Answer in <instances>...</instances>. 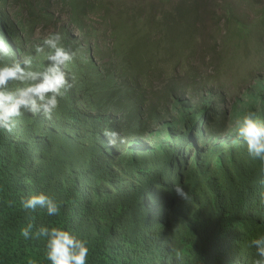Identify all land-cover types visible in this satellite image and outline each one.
Wrapping results in <instances>:
<instances>
[{"label":"trees","instance_id":"16d2710c","mask_svg":"<svg viewBox=\"0 0 264 264\" xmlns=\"http://www.w3.org/2000/svg\"><path fill=\"white\" fill-rule=\"evenodd\" d=\"M135 3L0 0V37L16 56L44 38L35 40L39 28L60 31L78 57L73 86L50 119L25 113L11 133L0 131V264H48L44 241L20 236L29 222L33 231L61 226L86 240L88 264L258 258L250 241L264 234V164L242 143H226L239 106L214 96L210 78L193 90L176 80L181 69L196 71L197 23L210 18V0H176L158 14ZM100 9L105 29L86 26ZM156 81L166 82L160 92ZM251 99L264 119V97ZM105 129L120 139L111 143ZM39 192L61 204L57 216L22 209L21 198Z\"/></svg>","mask_w":264,"mask_h":264},{"label":"clouds","instance_id":"9594fccd","mask_svg":"<svg viewBox=\"0 0 264 264\" xmlns=\"http://www.w3.org/2000/svg\"><path fill=\"white\" fill-rule=\"evenodd\" d=\"M63 40L60 31H48L39 43L31 45L29 52L16 56L7 40L0 37V131L11 133L25 113L50 119L57 111L60 100L73 86L71 68L78 59L76 51L66 47ZM233 126L248 156L264 164V119L249 110L236 117ZM103 135L111 143L120 139L119 133L111 129H105ZM175 192L186 199L181 186H175ZM20 205L28 212L43 209L50 217L57 216L61 208L53 195L44 192L21 198ZM33 229V223H27L20 229V236L42 239L48 264H88V243L71 230L43 224ZM250 243L258 257L252 264H264V234Z\"/></svg>","mask_w":264,"mask_h":264},{"label":"rangeland","instance_id":"374dc122","mask_svg":"<svg viewBox=\"0 0 264 264\" xmlns=\"http://www.w3.org/2000/svg\"><path fill=\"white\" fill-rule=\"evenodd\" d=\"M112 5L136 2L142 5L153 4L152 12L160 13L171 9L176 0H107ZM200 1V0H199ZM200 12L204 10L200 8ZM207 17V16H206ZM259 17L262 20L259 21ZM264 0H210V18H203L207 23L198 22L197 41L200 48L193 60L194 73L179 70L177 83L180 87L199 89L210 78L208 87L220 96L225 95L226 105L239 106V114L254 111L260 116V108L253 104L254 100L264 97ZM86 26L105 29L102 12L94 11L85 19ZM239 26L250 29L248 35H242ZM48 30L35 31V40L40 41ZM105 53L112 48V40L105 38L100 41ZM210 47V50H209ZM87 50V43L80 49L78 56ZM204 57L205 63L202 64ZM102 58H104L102 56ZM105 56L103 62L106 63ZM186 72V73H185ZM166 85L156 81L155 92H160ZM198 92V90H197ZM194 94V93H193ZM196 95V92H195ZM154 103L159 106L164 101L156 98ZM157 106V107H159ZM161 108V107H160ZM238 142L234 126L229 131L226 143ZM149 143L141 142L136 146L144 147Z\"/></svg>","mask_w":264,"mask_h":264}]
</instances>
